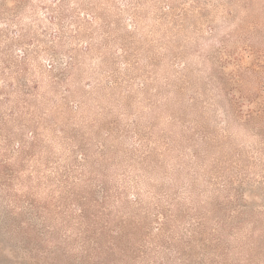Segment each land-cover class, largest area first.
<instances>
[{"label": "rangeland", "instance_id": "374dc122", "mask_svg": "<svg viewBox=\"0 0 264 264\" xmlns=\"http://www.w3.org/2000/svg\"><path fill=\"white\" fill-rule=\"evenodd\" d=\"M0 264H264V0H0Z\"/></svg>", "mask_w": 264, "mask_h": 264}]
</instances>
